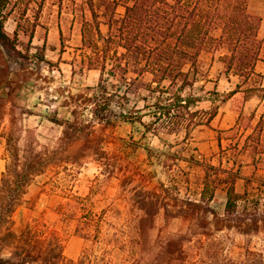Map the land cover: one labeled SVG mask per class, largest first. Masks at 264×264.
Listing matches in <instances>:
<instances>
[{
  "label": "rangeland",
  "instance_id": "rangeland-1",
  "mask_svg": "<svg viewBox=\"0 0 264 264\" xmlns=\"http://www.w3.org/2000/svg\"><path fill=\"white\" fill-rule=\"evenodd\" d=\"M9 1L5 30L17 29L18 49L29 46L32 55L39 56L36 47L43 45L45 62L38 66L30 58L21 66L0 48V258L6 264H264L262 221L242 232L219 228L211 213L203 220L166 218L160 210L150 218L134 206L139 178L128 181L137 166L152 177L144 190L171 177L181 197L195 198L206 185L214 189L208 207L222 216L230 185L225 181L235 179L234 190L257 199L256 209L264 214V111L258 123V113L241 110L235 124L217 134L199 124L187 137L183 131L155 136L144 133L134 118H118L121 108L112 105L115 127L102 131L91 108L80 106L72 112L74 106L64 101L67 89L76 95L96 86L98 70L81 64L91 51L82 45V37L87 39L97 21L108 20L112 5L105 7L100 0H43L38 7L40 0ZM116 1L119 14L131 2ZM246 9L252 24L242 26L239 45L234 47V36L232 43L203 51L197 59L198 81L185 93L200 97L196 109L204 115L213 108L210 100L219 105L226 95L208 91L225 83L228 74H249L255 59L264 57V0H248ZM36 22L40 27H33ZM56 23L59 33L53 35L49 28ZM99 27L106 32L105 25ZM141 105L129 95L125 111ZM138 115L149 121L144 113ZM75 116L78 124L89 126L72 137L50 120L71 121ZM101 137L107 142H98ZM130 137L140 146L118 147L124 141L128 145ZM210 138L214 148L208 151L201 143ZM144 147L152 150L151 159ZM36 154L47 159L40 173L28 171L26 164ZM17 185H23L22 192H17ZM11 200L15 204L8 211Z\"/></svg>",
  "mask_w": 264,
  "mask_h": 264
},
{
  "label": "trees",
  "instance_id": "trees-1",
  "mask_svg": "<svg viewBox=\"0 0 264 264\" xmlns=\"http://www.w3.org/2000/svg\"><path fill=\"white\" fill-rule=\"evenodd\" d=\"M42 1L40 0L38 7ZM100 1L103 6L109 4L113 8L107 21H97L87 39L83 35L82 45L86 44L91 51L81 63L87 70H98V82L95 87H86L85 92L76 95L67 89L64 105L74 106L72 112L80 106L84 109L91 108L92 119L101 124L102 131L115 127V121L111 119L112 105L121 108L118 118L123 121L134 118L144 128V133L155 136H168L183 131L184 137H187L193 126H208L218 111L219 105L214 103L216 99L210 100L213 108L204 115L202 110L196 109L201 101L200 97L185 93V90L198 81L196 63L201 52L220 49L225 41L231 40L232 43L234 36H237L233 41L234 47L239 45L242 26L252 24V17L246 9L248 0H131L123 5L122 14L116 12V0ZM9 2L0 0V48L11 60H19L21 66L27 64L30 58H35L39 66L41 62H45L43 45L36 47L39 56L32 55L29 53V46L24 50L18 49L17 29L12 34L5 30ZM86 4L89 5L88 2ZM101 15L104 16L103 13ZM260 20L258 17V25ZM35 24L33 23V27ZM100 24L106 26L105 33L100 29ZM32 37L33 28L29 40ZM71 72L73 74L74 69ZM208 94L218 96L215 88L208 91ZM129 95L142 101L140 108L125 111ZM139 113H144L149 121H141ZM262 119L263 114L258 123ZM50 120L62 125L63 133L68 137L86 130L88 125L82 122L78 124L76 116L71 121L55 117ZM102 141L107 142L104 137L98 142ZM93 142L97 143L96 140ZM138 146L140 143L130 137L128 145L124 141L118 147L133 150ZM144 149L151 159L152 150L148 147ZM14 156L17 158V153ZM45 161L47 159L36 154L26 162L29 163L28 171L40 173ZM157 161H161L160 157ZM166 162L162 161V165L166 166ZM102 163L107 168L111 167L108 161ZM136 177L141 184L133 194L134 206L150 218L160 210L166 218L202 217L203 220L207 213H211L219 228L235 227L243 232L250 225L257 227L259 221H262L264 227V214L257 210V199L249 198L245 192L238 194L234 190L235 179L225 181L230 185L225 191L224 213L217 216L208 207V201L214 197V189H208L206 185L198 195L195 194V198L181 197L180 189L171 177L166 183L159 182L147 190L143 188L151 183L150 172L134 166L130 170L128 181ZM17 187V192H22L23 185ZM240 203L243 204L242 207ZM14 204L12 200L8 202V211H11ZM243 209L247 213H242ZM205 224L209 222L205 221ZM0 264L6 262L0 258Z\"/></svg>",
  "mask_w": 264,
  "mask_h": 264
},
{
  "label": "crops",
  "instance_id": "crops-1",
  "mask_svg": "<svg viewBox=\"0 0 264 264\" xmlns=\"http://www.w3.org/2000/svg\"><path fill=\"white\" fill-rule=\"evenodd\" d=\"M41 24L36 22L34 28L40 27ZM264 25V24H263ZM264 28V26H263ZM53 35L59 33L58 23L54 27L49 28ZM14 28L7 31L12 34ZM255 77L253 82H250L251 77ZM235 78V79H234ZM217 83L215 90L220 94H226L223 100L219 103L218 111L215 117L210 121L208 126H205L212 132L223 131L232 127L241 110H246L249 114L257 115V121L264 111V57H258L249 69V74L241 76L234 74L233 76H225V83L221 85ZM207 143L209 145H207ZM202 148L208 151L213 150V141L209 140L201 143ZM201 152L202 149L200 148Z\"/></svg>",
  "mask_w": 264,
  "mask_h": 264
}]
</instances>
